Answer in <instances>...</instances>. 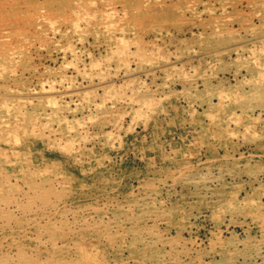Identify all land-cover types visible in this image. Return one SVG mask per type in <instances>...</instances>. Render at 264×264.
I'll return each instance as SVG.
<instances>
[{
    "label": "rangeland",
    "instance_id": "374dc122",
    "mask_svg": "<svg viewBox=\"0 0 264 264\" xmlns=\"http://www.w3.org/2000/svg\"><path fill=\"white\" fill-rule=\"evenodd\" d=\"M0 264H264V0H0Z\"/></svg>",
    "mask_w": 264,
    "mask_h": 264
},
{
    "label": "bare ground",
    "instance_id": "6f19581e",
    "mask_svg": "<svg viewBox=\"0 0 264 264\" xmlns=\"http://www.w3.org/2000/svg\"><path fill=\"white\" fill-rule=\"evenodd\" d=\"M2 6V5H1ZM82 14V13H81ZM86 14V13H85ZM3 16V15H2ZM63 17V16H62ZM17 18V17H16ZM59 18V17H58ZM76 18V17H75ZM70 19V18H69ZM80 19V18H79ZM17 20V19H16ZM5 21H7V20H5ZM73 23V22H72ZM2 24V23H1ZM76 26V25H75ZM7 29V28H6ZM8 30V29H7ZM15 34V33H14ZM121 40H122V38H121ZM119 41H120V39H119ZM127 41V40H126ZM125 41V42H126ZM126 44V43H125ZM124 44V45H125ZM126 46V45H125ZM129 48V47H128ZM4 66H5V64H4ZM263 75V74H262ZM261 76V75H260ZM262 79H263V77H262ZM51 88V87H50ZM47 98V97H46ZM49 99H51V98H49ZM48 99V100H49ZM54 100V99H53ZM149 101V100H148ZM146 102V101H145ZM8 104H9V102L7 101V102H4V106H6V111H8L9 110V106H8ZM21 110V109H20ZM19 114V113H18ZM22 115V114H21ZM5 123V122H4ZM9 123V122H8ZM7 124V123H6ZM33 124V123H32ZM5 125V124H4ZM34 125V124H33ZM7 126V125H6ZM13 126V125H12ZM18 126V125H17ZM16 125L14 126V127H9V126H7V128H11V129H7V134H5V136L3 137V139H4V141H5V139L7 140V141H10L11 139H13V141H15V142H17L18 140H19V138L18 137H9L10 135L9 134H15L16 132H18V128L16 129L15 127H17ZM2 127V126H1ZM32 128H34V127H32Z\"/></svg>",
    "mask_w": 264,
    "mask_h": 264
}]
</instances>
